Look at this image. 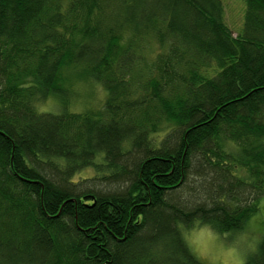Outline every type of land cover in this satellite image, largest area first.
I'll return each mask as SVG.
<instances>
[{
    "label": "trees",
    "instance_id": "1",
    "mask_svg": "<svg viewBox=\"0 0 264 264\" xmlns=\"http://www.w3.org/2000/svg\"><path fill=\"white\" fill-rule=\"evenodd\" d=\"M245 8L235 36L222 0H0V264H198L178 221L244 226L264 199V0ZM93 81L104 110L73 113ZM49 94L62 115L34 111Z\"/></svg>",
    "mask_w": 264,
    "mask_h": 264
},
{
    "label": "clouds",
    "instance_id": "2",
    "mask_svg": "<svg viewBox=\"0 0 264 264\" xmlns=\"http://www.w3.org/2000/svg\"><path fill=\"white\" fill-rule=\"evenodd\" d=\"M128 39L126 34L122 45ZM157 47L158 46H155ZM82 85H77L78 91ZM95 89V100L93 108L96 111H103L107 104L109 93L100 82L93 81ZM32 107L37 115L54 114L62 115L59 109L62 107L55 95L49 94L46 99L37 98ZM73 113L85 111L79 104H73ZM228 148L238 149L233 143H229ZM227 150V149H226ZM105 153L100 152L96 156L95 163L103 164ZM59 166L65 167L64 160L57 161ZM88 174H93L92 169H88ZM255 211L248 217L244 226L231 233H222L215 222L195 217L191 221V226L182 221L177 222V229L181 239L191 255L198 261V264H250L249 255L259 252L264 245V200L251 205Z\"/></svg>",
    "mask_w": 264,
    "mask_h": 264
},
{
    "label": "rangeland",
    "instance_id": "3",
    "mask_svg": "<svg viewBox=\"0 0 264 264\" xmlns=\"http://www.w3.org/2000/svg\"><path fill=\"white\" fill-rule=\"evenodd\" d=\"M222 2L225 7L226 24L233 31L234 35L237 36L239 30L244 25V21H245V9H246L245 0H222ZM77 85H82V87H80L78 91L76 90ZM94 100H95V89L93 87V84L77 82L74 86L72 97L70 99V108H72L73 104H79L81 107L85 109V111L83 112L89 110H95L92 106ZM92 175L93 174H88V170H87L83 172L80 177L87 178V177H91ZM253 255L254 254H250L249 259Z\"/></svg>",
    "mask_w": 264,
    "mask_h": 264
}]
</instances>
